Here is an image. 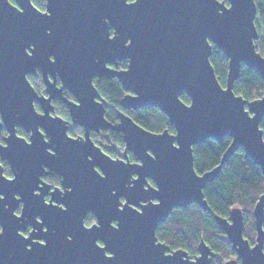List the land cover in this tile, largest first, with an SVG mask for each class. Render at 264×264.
I'll use <instances>...</instances> for the list:
<instances>
[{
    "label": "water",
    "instance_id": "95a60500",
    "mask_svg": "<svg viewBox=\"0 0 264 264\" xmlns=\"http://www.w3.org/2000/svg\"><path fill=\"white\" fill-rule=\"evenodd\" d=\"M13 1L0 0V160L12 174L0 163V264H212L217 253L203 240L192 258L170 251L156 230L175 208L210 211L204 189L239 149L264 176V94L248 102L234 92L242 65L264 79L256 1L46 0L44 10ZM212 45L228 59L225 86L210 61ZM121 61L126 69L109 66ZM36 68L45 95L28 78ZM58 77L76 98L65 103L83 136H70L69 122L53 115L52 100L62 98ZM102 77L117 78L126 91L122 109L157 107L175 132H150L123 111L117 124L109 122L94 85ZM100 129L122 134L123 157L95 144L91 132ZM225 137L231 142L220 164L198 174L193 147ZM48 172L62 184L50 202ZM88 211L97 219L91 226ZM253 217L252 245L240 207L215 216L237 254L223 264H264V184Z\"/></svg>",
    "mask_w": 264,
    "mask_h": 264
},
{
    "label": "trees",
    "instance_id": "16d2710c",
    "mask_svg": "<svg viewBox=\"0 0 264 264\" xmlns=\"http://www.w3.org/2000/svg\"><path fill=\"white\" fill-rule=\"evenodd\" d=\"M14 3L13 0H10ZM40 10L45 9L46 0H31ZM257 6L256 25L259 30V39L255 42L257 51L264 55V0H255ZM212 66L218 81L222 86L226 84L228 73V59L223 52L215 45H212L210 57ZM127 62H120L119 69H125ZM31 84L37 91L42 84L39 74L28 76ZM95 86L105 98L106 119L112 124L119 122L118 112L123 111L131 116L142 128L153 132L161 133L168 130L171 133L175 129L170 125L169 119L157 107H144L138 110H124L120 105L121 98L126 91L117 78L95 79ZM234 92L237 96L243 97L248 102L259 99L264 94V79L258 70L242 65L240 76L234 83ZM186 104L190 103L186 95L181 97ZM55 113L63 118L69 119L66 106L61 101L54 102ZM261 128L264 131V118L261 121ZM17 133L25 138L29 134L21 127ZM69 133L75 136L82 133L79 129H70ZM6 131L0 135L2 142ZM92 138L107 154L112 157L121 156L124 149L123 136L120 132L104 130L92 133ZM231 139L225 137L222 142L209 138L206 141L193 147L194 167L198 174H203L220 164L223 153L228 148ZM131 159L133 156L130 154ZM7 177H11V171L6 161H1ZM57 176L48 174L46 180L55 182ZM264 176L261 168L254 161L247 157L243 149H239L222 166L218 176L204 189L205 199L210 211L203 210L197 204H191L184 208H175L164 223L159 224L156 230V237L159 242L166 244L171 251L184 249L192 258L198 255V245L203 240L213 251L217 253V259L212 264H223L225 261L237 258L232 244L225 233L216 223L215 216L229 217L234 207H240L245 216L244 235L253 245L256 240L255 220L253 210L262 194ZM18 212V211H17ZM264 227V223H263ZM29 231V230H28ZM27 231V232H28Z\"/></svg>",
    "mask_w": 264,
    "mask_h": 264
},
{
    "label": "flooded vegetation",
    "instance_id": "af4514ba",
    "mask_svg": "<svg viewBox=\"0 0 264 264\" xmlns=\"http://www.w3.org/2000/svg\"><path fill=\"white\" fill-rule=\"evenodd\" d=\"M121 62H124V61H121ZM126 62V61H125ZM120 63V62H119ZM119 63H118V65H119ZM118 65L117 66H115V65H110L109 64V66L110 67H113V68H116V69H118V70H121V69H119L118 68ZM127 67V66H126ZM126 69V68H125ZM36 74H39V76H40V78H41V81H42V84L39 86V88H40V91H37L36 89V91H37V93L39 94V95H45L46 93H45V90H46V87H45V83H44V81H43V76H42V72H41V70L39 69V68H36L35 69V72L34 73H30L28 76H30V75H36ZM51 78V77H50ZM52 79V78H51ZM95 79H104V77H102V78H95ZM95 79H94V81H95ZM106 79V78H105ZM56 84H57V86L59 87V88H61L62 90V98H55V99H53L52 100V104H53V107H54V102H56V101H61L65 106H66V108H67V110H68V114H69V119L68 118H63L62 116H60L61 118H63L64 120H66V121H68L69 122V131H70V129H79V130H82V133H77L75 136H72L70 133H69V135L70 136H72V137H80V136H83L84 135V128L82 127V126H80V125H76L75 123H73L72 122V118H71V115H70V111H69V108H68V106H67V104L65 103L66 101H65V99H67L68 101H75L76 102V98L74 97V95L68 90V89H66L65 87H63V85H62V83H61V81H60V79H59V77L57 78V82H56ZM94 85H95V83H94ZM34 87V86H33ZM97 88V87H96ZM99 91V90H98ZM100 93V92H99ZM101 94V93H100ZM106 104H107V102H106ZM35 106H36V109L38 110V111H41V108H40V106L36 103L35 104ZM53 115H57V116H59L57 113H55V107H54V112H53ZM100 131H104V130H99V131H97V132H91V138H92V133H98V132H100ZM92 140H93V138H92ZM94 141V140H93ZM95 142V141H94ZM95 144H96V142H95ZM96 145H98V144H96ZM99 146V145H98ZM100 147V146H99ZM102 149V148H101ZM124 149H125V144H124ZM124 149H123V152H122V154H121V156H118V157H123V154H124ZM103 150V149H102ZM104 151V150H103ZM105 152V151H104ZM130 154L133 156V154L132 153H130V152H128V158H129V160L131 161V162H136L137 160H136V158L133 156V158L131 159V157H130ZM109 155V154H108ZM112 157V156H111ZM118 157H113V158H118ZM0 163H1V160H0ZM48 174H55L56 176H57V178H56V181L54 182H48L47 180H46V177L48 176ZM43 180L47 183V184H49L50 185V189H49V192L47 193V195L45 196V201L46 202H50V199H51V195H50V192L51 191H53L55 188H60V189H62V184H61V177L60 176H58L56 173H53V172H48V173H46L43 177ZM149 183L150 184H154V182L152 181V180H150L149 179ZM84 222H85V224L87 225V226H91V225H93V224H95L96 222H97V219H96V216L94 215V213L92 212V211H88L87 212V214H86V216H85V219H84ZM28 230H29V228H28ZM27 230V231H28ZM171 251V250H170Z\"/></svg>",
    "mask_w": 264,
    "mask_h": 264
},
{
    "label": "snow or ice",
    "instance_id": "6c2138e0",
    "mask_svg": "<svg viewBox=\"0 0 264 264\" xmlns=\"http://www.w3.org/2000/svg\"><path fill=\"white\" fill-rule=\"evenodd\" d=\"M127 2L135 4V3H137V0H127ZM47 35L49 37H51L52 34L51 33H47ZM112 39H115V37H113ZM129 43H131V41H129ZM3 235H4V229L0 228V239L3 238ZM69 239H70V237H69ZM101 247H104V245H101ZM27 252L31 253V249H27Z\"/></svg>",
    "mask_w": 264,
    "mask_h": 264
},
{
    "label": "rangeland",
    "instance_id": "374dc122",
    "mask_svg": "<svg viewBox=\"0 0 264 264\" xmlns=\"http://www.w3.org/2000/svg\"><path fill=\"white\" fill-rule=\"evenodd\" d=\"M218 257V256H217ZM216 260V259H215Z\"/></svg>",
    "mask_w": 264,
    "mask_h": 264
}]
</instances>
